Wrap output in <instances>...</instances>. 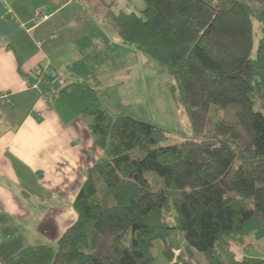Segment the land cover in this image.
<instances>
[{"label": "trees", "instance_id": "obj_1", "mask_svg": "<svg viewBox=\"0 0 264 264\" xmlns=\"http://www.w3.org/2000/svg\"><path fill=\"white\" fill-rule=\"evenodd\" d=\"M248 1L257 8L145 0L141 14L109 13L123 44L166 66L201 138L164 145L166 130L112 116L91 84L64 85L57 99L91 118L104 154L86 170L78 218L57 245L27 247L5 264H154L156 241L176 232L204 264H264L233 247L251 233L264 240V36L257 46L254 34L256 22L264 34V0Z\"/></svg>", "mask_w": 264, "mask_h": 264}, {"label": "crops", "instance_id": "obj_2", "mask_svg": "<svg viewBox=\"0 0 264 264\" xmlns=\"http://www.w3.org/2000/svg\"><path fill=\"white\" fill-rule=\"evenodd\" d=\"M88 5L92 0H0V264L27 247H55L78 218L74 201L92 166L91 118L56 92L78 82L76 64L92 68L82 52L92 47ZM40 68L48 70L45 81ZM38 81L43 89L30 85ZM169 246L172 262L156 241L157 264H190Z\"/></svg>", "mask_w": 264, "mask_h": 264}, {"label": "rangeland", "instance_id": "obj_3", "mask_svg": "<svg viewBox=\"0 0 264 264\" xmlns=\"http://www.w3.org/2000/svg\"><path fill=\"white\" fill-rule=\"evenodd\" d=\"M242 1L247 2L252 9L257 8L248 0ZM145 8V0H92V5H88L89 20L86 24L92 30V47L82 51L89 58L92 68L89 63L76 64L75 77H80L78 81L92 79V82L87 83L98 90L102 107L112 116L131 115L166 130L169 138L164 145L200 139L201 135H196L192 129L185 108L179 101L178 91L175 90L176 82L166 66L134 46L123 44L109 21L110 12L133 11L141 14ZM254 34L258 46L264 34L257 22ZM92 139L94 140L93 135ZM102 152L103 149L94 140L92 166ZM163 243L165 249L171 250L169 245L172 243L183 254H188L190 264L205 263L203 254L197 251L192 253L187 249L180 232L172 234ZM233 247L240 256L250 253L264 257V240L256 238L253 233L246 236L242 244H234ZM154 264H157V260Z\"/></svg>", "mask_w": 264, "mask_h": 264}, {"label": "built area", "instance_id": "obj_4", "mask_svg": "<svg viewBox=\"0 0 264 264\" xmlns=\"http://www.w3.org/2000/svg\"><path fill=\"white\" fill-rule=\"evenodd\" d=\"M48 71L47 69H44L43 72H46ZM40 72L37 70L36 71V75L39 74ZM41 80V79H40ZM41 83V81H38V82H35V83H30V85H33V86H39ZM0 237H1V232H0Z\"/></svg>", "mask_w": 264, "mask_h": 264}]
</instances>
